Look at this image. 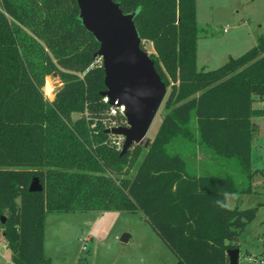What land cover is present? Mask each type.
Wrapping results in <instances>:
<instances>
[{"label":"trees","instance_id":"obj_1","mask_svg":"<svg viewBox=\"0 0 264 264\" xmlns=\"http://www.w3.org/2000/svg\"><path fill=\"white\" fill-rule=\"evenodd\" d=\"M113 1L134 13L169 88L152 140L122 155L106 129L125 118L110 115L103 100L99 43L81 24L76 0H0V233L11 260L50 264L47 213L125 210L144 216L173 264H229L227 251L239 248V233L264 207V200L244 209L216 203L251 193L261 171L251 166V143L252 119L264 116L253 106L264 100V36L199 71L196 0ZM53 74L62 84L49 100L42 88ZM197 141L215 166L229 169L190 166L186 152ZM33 177L41 191L28 190Z\"/></svg>","mask_w":264,"mask_h":264},{"label":"rangeland","instance_id":"obj_2","mask_svg":"<svg viewBox=\"0 0 264 264\" xmlns=\"http://www.w3.org/2000/svg\"><path fill=\"white\" fill-rule=\"evenodd\" d=\"M196 21V68L199 71L213 70L229 58L240 56L255 45L259 36H264V0H196ZM142 46L148 54L154 53L150 42L143 40ZM47 82L49 92L46 91ZM61 84L56 74L46 76L42 88L44 96L52 100ZM168 93L167 87L165 97ZM163 102L142 144H148L156 133L166 112ZM253 106L262 107V102L255 100ZM72 117L74 119L78 114ZM252 121L251 166L261 171L252 179L251 193L228 196L229 208L238 206L244 209L264 200V116L254 117ZM112 140L121 149L123 137L112 136ZM186 158L197 171L216 169L215 173H222L229 169L224 165L215 166L198 141L193 150L186 152ZM263 217L264 207H259L254 219L238 235L241 264H250L244 258L260 252ZM123 234L128 235L127 241L120 240ZM3 243L0 237V251L9 258L10 250L2 249ZM44 253L50 264H173L176 261L175 255L151 229L144 216L140 212L125 210L47 213Z\"/></svg>","mask_w":264,"mask_h":264},{"label":"water","instance_id":"obj_3","mask_svg":"<svg viewBox=\"0 0 264 264\" xmlns=\"http://www.w3.org/2000/svg\"><path fill=\"white\" fill-rule=\"evenodd\" d=\"M81 24L99 43L95 56L104 71L101 92L110 105L123 106L126 124L109 127L108 133L122 136L120 154L133 144H142L147 131L162 104L167 87L155 70L154 60L141 48L134 13H123L113 0H76ZM38 177H33L28 190H42ZM123 234L121 241H127ZM229 264H237L239 248L227 251Z\"/></svg>","mask_w":264,"mask_h":264},{"label":"built area","instance_id":"obj_4","mask_svg":"<svg viewBox=\"0 0 264 264\" xmlns=\"http://www.w3.org/2000/svg\"><path fill=\"white\" fill-rule=\"evenodd\" d=\"M103 100L105 102H108L107 97H103ZM262 107H264V100L262 101ZM123 110H124V108L122 105L121 106H117L116 104L110 105L109 114L112 116L117 115V114L123 115ZM114 126H120V125L112 124L110 127H114ZM0 237L2 238L1 233H0ZM86 239H88V238H86ZM261 242H262L261 249H260V252L258 254L250 255V256H247L246 258H244V259H246V261H249L250 264H264V235L262 237ZM1 247H2V249H8L5 242L3 244H1ZM239 260L240 259H238V264H241L239 262ZM0 264H16V263H14L11 260L10 256H9V258H7L4 255V253L0 251Z\"/></svg>","mask_w":264,"mask_h":264},{"label":"clouds","instance_id":"obj_5","mask_svg":"<svg viewBox=\"0 0 264 264\" xmlns=\"http://www.w3.org/2000/svg\"><path fill=\"white\" fill-rule=\"evenodd\" d=\"M220 207L222 208H227L229 207V205H224V204H221L219 201L216 202Z\"/></svg>","mask_w":264,"mask_h":264},{"label":"bare ground","instance_id":"obj_6","mask_svg":"<svg viewBox=\"0 0 264 264\" xmlns=\"http://www.w3.org/2000/svg\"><path fill=\"white\" fill-rule=\"evenodd\" d=\"M46 91L49 92L50 91V84L49 82H47V85H46ZM51 93V92H50Z\"/></svg>","mask_w":264,"mask_h":264},{"label":"crops","instance_id":"obj_7","mask_svg":"<svg viewBox=\"0 0 264 264\" xmlns=\"http://www.w3.org/2000/svg\"><path fill=\"white\" fill-rule=\"evenodd\" d=\"M256 101H258L259 103H261V102H262V100H256ZM259 107H260V106H259ZM259 107H258V108H259ZM255 169H256V168H255ZM262 170H263V169H262ZM45 219H46V216H45Z\"/></svg>","mask_w":264,"mask_h":264}]
</instances>
